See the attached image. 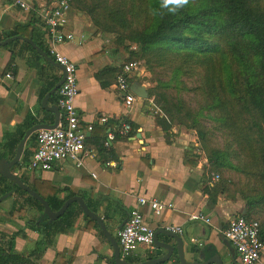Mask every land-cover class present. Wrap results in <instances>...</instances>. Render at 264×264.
Listing matches in <instances>:
<instances>
[{
	"label": "crops",
	"instance_id": "0c3cea01",
	"mask_svg": "<svg viewBox=\"0 0 264 264\" xmlns=\"http://www.w3.org/2000/svg\"><path fill=\"white\" fill-rule=\"evenodd\" d=\"M66 30L74 33V39L60 45L59 51L78 65L79 94L75 106L80 118L79 128L84 130L92 126L91 131H86V146L92 151L81 167L65 160L56 163L51 170L26 172V165L36 147L33 132L24 143L20 157L22 163L14 173L24 176L30 183L35 178L53 183L60 188V197L69 194L68 197H82L86 205L103 218L107 231L117 243V232L136 204L138 195L170 202L173 206L158 217L152 216L147 205L141 206L145 223L154 230L165 229L168 224L181 226L183 233L179 236L186 260L197 259L201 251L205 259L218 253L229 257L231 264H239L233 247L230 245L231 249L224 243L221 231L232 216L245 213L243 200L228 198L225 191L216 190L204 154L199 158L192 154L191 144L184 136L185 130L174 126L164 128L160 124L161 114L152 98L138 99L131 107L123 105L116 85L117 74L128 56L122 48L105 43L84 15L74 9ZM14 36L30 38L54 62L47 52L45 29L38 17L12 5L9 0H0V42ZM53 62L20 38L0 45V68H11L13 76L0 84V153L5 151L7 156L11 153L13 156L16 148L11 150L5 146L14 138L23 136L35 124L54 122V113L45 110L41 104L43 97L62 76L61 69ZM141 74L131 76V86L134 82L145 86ZM57 97L56 91L48 98L47 105H57ZM62 116L60 111L59 119ZM100 116H107L106 123H99ZM125 122L132 130L121 135L118 129ZM108 133L114 138L108 139ZM24 159H27L26 163L22 161ZM7 198L9 202L0 206V239L23 230L22 234L15 236V249L28 253L41 238L39 232L29 228L31 220L38 214L29 210L24 218H13L9 211L15 196ZM200 211L210 218V223L189 219L191 214ZM86 223L83 214H77L68 231L53 236L52 245L45 248L38 263L51 264L57 251L71 250L77 241L70 264H108L113 258L109 240L96 227L85 230ZM158 240L175 245V240L166 234H159ZM163 254L162 248L140 247L129 259L143 262L152 255ZM165 264L180 263L173 254Z\"/></svg>",
	"mask_w": 264,
	"mask_h": 264
},
{
	"label": "trees",
	"instance_id": "16d2710c",
	"mask_svg": "<svg viewBox=\"0 0 264 264\" xmlns=\"http://www.w3.org/2000/svg\"><path fill=\"white\" fill-rule=\"evenodd\" d=\"M150 6L153 19L150 25L137 34L140 51L149 52L150 64L163 68L175 62L176 65L170 68L171 79L175 82L179 81L183 74L190 75L198 72L197 70L203 71L204 82L199 88L205 95L211 96L212 102L221 108L220 111H224L222 109L227 106V93L230 98L235 97L229 104L231 107L229 112L235 113L238 120L237 109L240 105L243 106L251 118L250 130L263 131L264 0H189L187 5L175 11L171 10L174 8L173 5L166 7L164 0H150ZM114 13H117V10ZM128 54L133 55L135 52ZM148 91L149 98H152L155 104L157 92L153 89ZM160 110L170 115L167 106L162 105ZM221 119L233 121L228 115L227 118ZM159 122L163 126L160 119ZM21 137L22 135L14 138L5 147L14 150ZM224 151H217L206 159L208 171L211 167L224 166L222 162L226 154ZM13 156L12 153L7 156L5 151L0 153V158L6 157L10 160ZM260 159L264 166V149ZM26 160L22 161L26 163ZM21 163L19 160L11 170L14 172ZM19 177L45 199L53 211H57L69 198L70 194L60 197V188L49 181L35 178L30 183L24 176ZM11 189V182L0 175V197ZM216 190L225 191L217 184ZM252 190L253 192H245L243 196L246 201L243 215L247 219H251L247 215L253 213L255 209L261 207L264 210V191L256 188ZM12 195L15 196V200L9 211L10 215L22 219L29 210H35L38 215L31 220L29 228L39 232L41 238L34 243L33 250L28 253L15 249V236L22 234L23 230H18L6 239L1 238L0 264H39L38 260L45 248L52 245L53 236L68 231L79 213L83 214L87 222L85 230L89 231L92 227L100 229L95 221L83 213L77 203L70 204L57 219L49 220L43 214L42 204L20 187L15 186L10 196ZM260 237L264 240V225H260ZM76 249L77 241L71 250L64 248L57 251L51 264H70ZM154 257L157 256L152 255L148 259ZM108 264H114L113 258Z\"/></svg>",
	"mask_w": 264,
	"mask_h": 264
},
{
	"label": "rangeland",
	"instance_id": "374dc122",
	"mask_svg": "<svg viewBox=\"0 0 264 264\" xmlns=\"http://www.w3.org/2000/svg\"><path fill=\"white\" fill-rule=\"evenodd\" d=\"M72 7L75 12L84 15L87 23L95 33L101 34L105 43L122 48L127 54L135 52L125 56L124 61L141 62L144 68L141 82L148 90L153 89L158 94L155 105L161 114L159 119L164 127L174 126L186 131L184 136L191 144L194 156L199 158L204 154L208 160L215 152L225 150V158H222L224 166L211 167L209 176L219 175L216 184L225 189L228 198L237 197L245 203V192H253V188L264 191V166L260 159L264 149V130H250L251 118L245 108L238 106L237 120V115L229 112V104L235 97L230 98L226 93L227 106L220 111L221 108L212 102L211 96L205 95L199 88L204 82L203 71L183 74L175 82L171 79L170 70L176 65L175 62L159 68L150 64L149 52L140 51L137 34L153 19L150 0H73ZM115 10L117 13H114ZM162 105L170 109V115L160 110ZM227 115L233 121L221 119L227 118ZM9 200L5 198L0 206H5ZM247 216L264 225V210L261 207ZM221 256L224 264H231L229 257Z\"/></svg>",
	"mask_w": 264,
	"mask_h": 264
},
{
	"label": "built area",
	"instance_id": "2783aa9c",
	"mask_svg": "<svg viewBox=\"0 0 264 264\" xmlns=\"http://www.w3.org/2000/svg\"><path fill=\"white\" fill-rule=\"evenodd\" d=\"M23 10L33 12L45 29L47 52L55 62L64 70V80L57 93V106L62 111V117L53 128H41L35 131L36 147L32 150L27 170H51L56 163L69 161L76 167L84 164L86 157L92 150L87 149L86 131H91L92 126L86 129L79 128V115L76 111L75 99L79 94L78 65L59 51V46L73 41L74 33L66 30L69 15L73 10V0H40V2H28L27 0H9ZM144 68L139 60L123 63L117 74L116 85L121 94L125 107H131L139 97L131 90V76L141 74ZM11 68H0V84L12 79ZM99 123H106L107 116H100ZM132 130L129 123H123L118 133L126 135ZM108 139H113L112 133H108ZM219 175L213 176L217 182ZM147 205L151 214L158 217L162 212L171 208L170 202H164L156 198H146L143 195L136 197V204L129 210L127 218L117 232L119 254L123 259L133 257L140 247L154 250V232L143 217L141 206ZM190 220H201L210 223V218L202 211L191 214ZM166 230L181 235V226L168 224ZM222 236L233 247L239 264H262L264 252V240L260 237V224L257 220L247 219L243 214H236L229 219L228 225L221 231Z\"/></svg>",
	"mask_w": 264,
	"mask_h": 264
},
{
	"label": "water",
	"instance_id": "95a60500",
	"mask_svg": "<svg viewBox=\"0 0 264 264\" xmlns=\"http://www.w3.org/2000/svg\"><path fill=\"white\" fill-rule=\"evenodd\" d=\"M15 38H20V39H23V40L29 42L44 58L53 62L52 59L49 58V56L47 55V53L44 50H42L41 48H39L38 46L33 44V42L31 41L30 38H25L22 36H14V37L7 38L4 41H1L0 45H4L7 42H9L10 40H13ZM53 63L56 64L61 69L62 76L59 79V81L53 86V88H51L46 93V95L42 99L41 104L45 110L51 111L54 113V115H55L54 122L52 124L41 123V124H35V125L31 126L30 128H28L25 131L24 135L22 136V138L18 142L16 149H15L14 156L12 157V159L9 160L6 157L0 158V175L7 178L11 182V186H12V189L7 194L0 197V202L2 200H4L5 198H7L8 196H10L13 193L14 187L18 186L42 204L43 214H45L49 218V220L57 219L66 211V209L69 207L70 204L77 203L79 205V207L81 208V210L83 211V213L89 219L95 221L98 224L101 232L109 240V242L113 248V262H114V264H165L169 261V259L171 258V256L173 254H176L177 259H178L180 264H223V260L218 253H215L214 255L205 259V254L201 251L199 252L197 259H195L193 261L186 260L184 257L183 241H182L181 237L178 234L172 233L166 229L155 230L154 237H153L155 247L162 248L164 250L163 255L147 259L146 261H143V262H131V261H128L127 259H123L120 257V254H119L118 243L111 236V234L107 231V228L105 226L103 218L101 216H99L97 213L93 212L86 205V203L82 197L76 196V195L71 196L64 201L62 206L57 211H53V210H51L48 202L45 199H43L31 187L26 185L21 180V178L11 170V168L19 162L22 151H23L24 143H25L26 139L28 138V136L31 133H33L36 130L41 129V128H53L57 125V123L59 121L60 110H59L58 106L57 105H54V106H48L47 105V100L50 97V95H52L53 93H55L57 91V89L59 88V86L61 85V83L64 80L63 67L55 61ZM131 90L137 97H139L142 100L149 98L148 89L145 86H143L142 84H140L139 82H134L131 86ZM159 234H166L167 236H169L170 238L175 240V245H172V244L166 243V242H160L158 240ZM224 243L228 247L231 248L230 243L226 239L224 240Z\"/></svg>",
	"mask_w": 264,
	"mask_h": 264
},
{
	"label": "clouds",
	"instance_id": "9594fccd",
	"mask_svg": "<svg viewBox=\"0 0 264 264\" xmlns=\"http://www.w3.org/2000/svg\"><path fill=\"white\" fill-rule=\"evenodd\" d=\"M189 3V0H164V5L167 7L168 5H173L174 8L171 9L175 11L177 8H181Z\"/></svg>",
	"mask_w": 264,
	"mask_h": 264
}]
</instances>
